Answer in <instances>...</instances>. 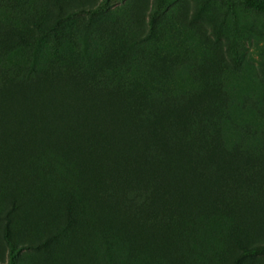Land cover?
Returning <instances> with one entry per match:
<instances>
[{
  "label": "rangeland",
  "instance_id": "rangeland-1",
  "mask_svg": "<svg viewBox=\"0 0 264 264\" xmlns=\"http://www.w3.org/2000/svg\"><path fill=\"white\" fill-rule=\"evenodd\" d=\"M60 1L68 11L103 0ZM49 4L50 0H0L3 93L4 84L27 76L31 60V51L17 44L11 34L19 31L30 37L34 22L52 24L54 10ZM59 34L58 49L51 44L42 47L36 62L39 73L28 78L34 75L37 82L56 78L60 85L73 79L80 100L98 97L101 107L109 112L132 111L134 106L136 111V100L145 104L142 109L147 113H152L161 97L177 98L180 105L189 102L221 143L223 161L214 175L223 174L227 179L237 174L242 178L244 201L264 208V14L246 8L240 0H108L103 12L90 20L86 17L65 23ZM96 127L91 122L77 132L69 130L67 144L74 138L80 140L79 149L67 145L72 152L67 158L73 164L83 163L84 149L105 145ZM26 132L25 141L33 147L31 152L25 150L22 166L27 176L34 168L36 183L28 198L39 217L32 223L14 218L11 227L16 248L34 247L21 251L15 264H109L94 233L98 224L95 209L86 208V218L77 231H65L47 242L53 235L52 227L62 226L64 209L58 201L62 187L58 186L72 178L66 163L70 160L53 158L40 145L37 147L39 131L35 126ZM37 162L40 166H35ZM47 194L53 201L45 200ZM150 213L144 215L145 221L139 218L130 235L119 236L129 243L134 232H142L140 241L149 246L135 253L134 260L125 258L124 264H172L178 256L186 257L187 264H229L238 253L227 238L236 221H228L218 212L209 215L207 223L190 224L197 244L191 243L194 247L189 255L185 250L161 252V242L170 244V232L176 229L173 224H159L153 229V221L146 218ZM202 224L209 229L207 233H201ZM1 231L0 224V264H10ZM160 233L161 241L157 237ZM251 240L253 244L264 243V228ZM152 244L158 249H152ZM242 264H264V256Z\"/></svg>",
  "mask_w": 264,
  "mask_h": 264
},
{
  "label": "trees",
  "instance_id": "trees-1",
  "mask_svg": "<svg viewBox=\"0 0 264 264\" xmlns=\"http://www.w3.org/2000/svg\"><path fill=\"white\" fill-rule=\"evenodd\" d=\"M240 1L246 8L264 14V2ZM107 2L64 11L60 0H50L55 18L52 24L34 22L30 37L19 31L11 34L17 44L31 51V60L27 76L4 84L5 93L0 91V224L10 264H15L21 251L34 248L32 245L16 248L11 227L14 218L32 223L39 217L35 204L28 198L31 186L36 183L34 168L29 169L31 176H27L22 166L25 150L31 152L33 147V143L25 141L26 130L35 126L39 131L37 147L40 145L53 158L65 161L70 160L67 157L72 153L68 146L80 147L76 138L72 144L66 143L69 130L77 132L84 123L91 122L98 126V136L105 145H97V150L84 149L83 163L65 161L72 178L58 186L62 187L58 197L64 209L62 226L52 227L50 235H53L47 242L65 231H77L86 218V208H92L98 213L94 233L102 251L107 253L109 264H124L125 258L134 260L135 253L149 246L140 241L142 232H134L129 243L119 236L130 235V230L138 226L135 223L139 224L151 212L146 218L153 221V229L159 224H173L176 229L170 232V244L161 242L159 251L185 250L189 255L194 247L191 243L197 244L192 239L190 224L207 223L209 215L218 212L228 221H236L227 238L238 253L229 264L264 256V243L250 242L264 228V208L244 201L242 178L237 174L227 179L223 174L214 175L223 161L221 143L203 123L200 111L189 102L180 105L177 98L165 100L160 96L152 113L142 109L145 104L141 100L134 102L136 111L134 106L132 111L109 112L101 107L98 97L91 95L87 101L80 100L73 79L63 85L56 78L35 80L34 75L39 73L36 70L39 51L46 44L58 49L62 25L86 17L92 19L106 9ZM1 27L2 24L0 30ZM30 74H34L31 79ZM86 160L92 166L85 165ZM36 165L40 166L39 162ZM45 200L53 201L48 194ZM202 225L201 233H207L206 224ZM157 237L161 241V233ZM172 264H187L186 257L173 258Z\"/></svg>",
  "mask_w": 264,
  "mask_h": 264
}]
</instances>
